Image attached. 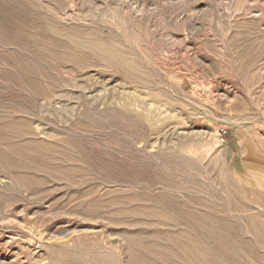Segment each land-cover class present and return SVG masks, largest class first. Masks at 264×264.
<instances>
[{
    "label": "rangeland",
    "instance_id": "374dc122",
    "mask_svg": "<svg viewBox=\"0 0 264 264\" xmlns=\"http://www.w3.org/2000/svg\"><path fill=\"white\" fill-rule=\"evenodd\" d=\"M0 7V264H264V0Z\"/></svg>",
    "mask_w": 264,
    "mask_h": 264
},
{
    "label": "bare ground",
    "instance_id": "6f19581e",
    "mask_svg": "<svg viewBox=\"0 0 264 264\" xmlns=\"http://www.w3.org/2000/svg\"><path fill=\"white\" fill-rule=\"evenodd\" d=\"M0 22L4 23L5 22V13L2 11L0 7ZM82 44V43H81ZM86 48V47H85ZM92 48V47H91ZM92 50V49H91ZM263 176V175H262ZM237 185V184H236ZM240 185V184H239ZM232 186V185H231ZM225 233V232H224Z\"/></svg>",
    "mask_w": 264,
    "mask_h": 264
}]
</instances>
